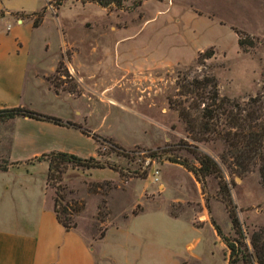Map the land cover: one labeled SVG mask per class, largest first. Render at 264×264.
Instances as JSON below:
<instances>
[{
	"label": "rangeland",
	"instance_id": "374dc122",
	"mask_svg": "<svg viewBox=\"0 0 264 264\" xmlns=\"http://www.w3.org/2000/svg\"><path fill=\"white\" fill-rule=\"evenodd\" d=\"M4 6L25 11L43 7L36 26L24 11L10 12L15 18L29 19L21 23L0 19V28L12 25L2 48L22 55L28 52L35 60L25 73L22 106L68 118L88 134L46 121L53 126L52 144L49 150H39L24 142L26 128L16 123L17 137L7 154L11 123L0 119V164L15 160L18 172L27 170L43 180L46 162L32 161L31 166L24 161L50 149L92 155L113 164L116 169L68 164L61 175L63 200L77 207L69 211V221L91 243L108 224L125 223L121 216L136 213L142 206L160 209L165 203L168 211L194 224L202 215L206 220L212 217L225 237L234 238L216 176H204L201 182L181 164L162 155L150 158L148 153L166 149L179 160L197 165L187 147L175 145L193 143L168 104L177 73L186 71L190 77L208 72L216 79L218 93L228 97L241 99L261 90L264 0H141L135 7L129 0L120 7L79 0H0V14ZM238 36L251 40V45L239 46ZM208 48L212 55L199 64L197 54ZM112 143L123 150H112ZM195 144L219 163L248 245L250 231L264 222V187L256 168L241 175L229 173L218 158L223 148L220 141ZM46 186L52 202L53 187ZM169 227L164 215L151 212V264H172L162 255L170 239ZM113 232H108L106 244ZM196 237L200 241L193 251L200 252L207 240L212 244V255L199 253L197 264H226L227 248L208 228L182 231L178 245L184 250Z\"/></svg>",
	"mask_w": 264,
	"mask_h": 264
},
{
	"label": "crops",
	"instance_id": "0c3cea01",
	"mask_svg": "<svg viewBox=\"0 0 264 264\" xmlns=\"http://www.w3.org/2000/svg\"><path fill=\"white\" fill-rule=\"evenodd\" d=\"M1 9L3 13L0 14V19L3 21L12 18L14 23H21L27 19L15 18L10 14L14 9L5 6ZM14 11L30 12L22 9ZM11 27L12 25L6 23L4 28H0V108L24 103L22 89L25 73L29 62H35L28 52L22 55L2 48L3 41H6V32ZM14 38L19 43L22 41L17 33ZM13 61L16 62L14 69ZM9 121L11 132L7 154L17 137L16 123L26 128L22 131L25 143L39 146V150H49L53 136L51 132L54 130L46 120L18 116ZM72 129L81 133L77 128ZM74 130L71 133L75 135ZM26 160L24 164L31 166L33 162L39 161ZM46 185L45 179H35L27 170L18 172L17 164L0 169V264H151V231H154L151 229V212L164 215L171 223L168 228L170 239L164 243L165 251L162 255L172 264H180L183 260L197 264L199 253L209 252L212 255L210 240L201 243L200 252L192 249L200 241L199 237L186 243L184 250L178 245V237L188 228L195 231L208 228L216 238L209 220L202 215L199 223L194 224L180 215H171L168 203L163 204L160 209L142 206L136 213L121 216L125 223L108 224L102 234L91 243L78 225L66 230L56 220L52 202L47 197L51 194L47 192ZM110 230L114 232L112 239L106 244Z\"/></svg>",
	"mask_w": 264,
	"mask_h": 264
},
{
	"label": "trees",
	"instance_id": "16d2710c",
	"mask_svg": "<svg viewBox=\"0 0 264 264\" xmlns=\"http://www.w3.org/2000/svg\"><path fill=\"white\" fill-rule=\"evenodd\" d=\"M79 1H92L101 6L114 5L120 7L126 0ZM129 1L132 7L141 3V0ZM12 13H17V11ZM25 14L30 17L31 25L36 26L42 19L43 7L35 11L25 12ZM237 43L242 47L245 43L251 45V40L238 36ZM212 53V48L199 52L196 57L197 62L203 64L204 59L210 57ZM174 84L175 92L173 97L168 99V104L183 122L188 139L193 141L190 143L181 140L182 142H177L175 145L187 147L197 165L179 160L177 156L167 152L166 149L150 150L148 156L155 158L162 155L169 161L179 163L201 182L204 176H216L218 178V191L225 202L230 224L236 234L234 238L228 239L222 234L214 219L209 217L215 234L227 248L226 264H264V222L250 231L247 245L243 241V233L230 197L228 181L223 177L219 163L209 154L198 150L195 144L198 141H220L223 148L218 154V158L221 163L225 164L229 173L235 172L241 175L256 168L259 181L264 187V83L260 91L241 99L219 94L215 77L205 71L200 75L192 74L190 77L187 76L186 71H181L177 73ZM17 116L74 127L82 133L88 134L85 128L70 120L61 119L22 105L0 108V119H11ZM110 148L123 150L113 143L110 144ZM96 153L99 154L98 148H96ZM35 160L46 162L45 183L53 187L54 190L52 201L54 216L66 230L75 226L74 222L69 221L71 213L69 211H76L77 207L73 204L69 205L63 200V185L60 184V180L65 167L69 164L82 168L108 167L116 169L113 164L100 161L92 155L80 157L63 150L41 152L26 161ZM15 164L17 161L8 160V162L0 164V169L4 170L8 165ZM205 206L208 208L206 204ZM131 212L134 213V211ZM169 213L176 215L170 210ZM180 264L193 263L183 260Z\"/></svg>",
	"mask_w": 264,
	"mask_h": 264
}]
</instances>
